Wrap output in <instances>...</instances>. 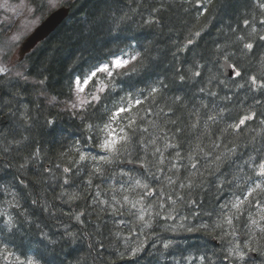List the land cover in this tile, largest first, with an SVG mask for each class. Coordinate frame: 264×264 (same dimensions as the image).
Segmentation results:
<instances>
[{
  "label": "trees",
  "instance_id": "trees-1",
  "mask_svg": "<svg viewBox=\"0 0 264 264\" xmlns=\"http://www.w3.org/2000/svg\"><path fill=\"white\" fill-rule=\"evenodd\" d=\"M27 1L41 19L54 6ZM57 1L69 16L0 73V264H243L241 237L264 264V0ZM126 53L68 108L76 77ZM109 120L127 141L80 156Z\"/></svg>",
  "mask_w": 264,
  "mask_h": 264
},
{
  "label": "rangeland",
  "instance_id": "rangeland-1",
  "mask_svg": "<svg viewBox=\"0 0 264 264\" xmlns=\"http://www.w3.org/2000/svg\"><path fill=\"white\" fill-rule=\"evenodd\" d=\"M57 0H52L53 5H58ZM32 9L28 4L27 0H0V18L3 21H6L8 24L7 29L10 34V44L17 43L14 48L12 57L8 63H0V72H6L11 63H14L18 59L17 48L21 39L27 35L36 25L39 23L40 17L38 15H33ZM116 61L121 62V66L117 67ZM125 61L127 63H125ZM131 62L130 58H117L113 61L112 65H103L99 68L104 73L111 74L115 70L123 69L129 65ZM89 79L85 81H77L74 89V96L68 106L72 110L78 109L83 103L87 100L88 95L86 94L87 83ZM123 139V133L117 127L110 128L109 133L107 134L104 144L103 151L106 154L103 155V158L107 157L109 154L114 151L119 142ZM106 145H110L106 147Z\"/></svg>",
  "mask_w": 264,
  "mask_h": 264
},
{
  "label": "water",
  "instance_id": "water-1",
  "mask_svg": "<svg viewBox=\"0 0 264 264\" xmlns=\"http://www.w3.org/2000/svg\"><path fill=\"white\" fill-rule=\"evenodd\" d=\"M70 8L62 6L53 11L45 20L38 25L34 31L27 36L19 47V53L23 57L26 53L30 52L40 41L44 40L51 32H53L69 15ZM226 76H233L235 70L230 63L225 62Z\"/></svg>",
  "mask_w": 264,
  "mask_h": 264
},
{
  "label": "snow or ice",
  "instance_id": "snow-or-ice-1",
  "mask_svg": "<svg viewBox=\"0 0 264 264\" xmlns=\"http://www.w3.org/2000/svg\"><path fill=\"white\" fill-rule=\"evenodd\" d=\"M261 39H264V37H261ZM246 47H248L249 49H251L252 48V45L249 44ZM125 63H127V62L125 61ZM116 65H117V67H120L121 66V62L120 61H116ZM236 74L237 75H240V73H238V72ZM93 75H95V73H93ZM252 79H253V82H254L255 81V77H253ZM119 111L120 112H124V109L121 108ZM240 123L243 124L244 123V120H241ZM108 146H110V145H106V147H108ZM262 171H264V166H262ZM29 264H31V262H29Z\"/></svg>",
  "mask_w": 264,
  "mask_h": 264
},
{
  "label": "bare ground",
  "instance_id": "bare-ground-1",
  "mask_svg": "<svg viewBox=\"0 0 264 264\" xmlns=\"http://www.w3.org/2000/svg\"><path fill=\"white\" fill-rule=\"evenodd\" d=\"M37 10H38V8H37ZM131 165H133V166H136L134 163H132ZM132 168H134V167H132ZM190 172H191V169H190ZM202 173V172H201ZM190 175V174H189ZM207 178V177H206ZM84 179V178H83ZM194 180V179H193ZM202 180V179H201ZM209 181V180H208ZM87 189V188H86ZM59 193V192H58ZM119 197V196H118ZM97 198V197H96ZM131 198V197H130ZM77 202V201H76ZM98 202V201H97ZM101 205V204H100ZM159 206V205H158ZM84 208V207H83ZM225 209V208H224ZM75 212V211H74ZM222 212V211H221ZM101 213V212H100ZM113 213V212H112ZM203 214H204V212H203ZM202 214V215H203ZM93 216V215H92ZM205 216V215H204ZM210 216V215H209ZM110 217V216H109ZM205 218V217H204ZM198 219V218H197ZM200 219V218H199ZM211 219V218H210ZM183 220H185V219H183ZM215 220V219H214ZM36 221V220H35ZM71 221V220H70ZM41 222V221H40ZM206 222V221H205ZM160 223V222H159ZM107 224V223H106ZM160 225H161V223H160ZM193 225V224H192ZM61 226V225H60ZM64 226V225H63ZM75 226V225H74ZM97 226V225H96ZM55 227H56V225H55ZM71 227V226H70ZM104 227V226H103ZM187 228V227H186ZM32 229V228H31ZM60 229H62V228H60ZM185 230V229H184ZM65 231V230H64ZM57 232V231H56ZM74 232V231H73ZM72 232V233H73ZM61 233V232H60ZM69 233V232H68ZM71 233V232H70ZM62 234V233H61ZM79 234V233H78ZM102 234V233H101ZM219 234V233H218ZM54 235V234H53ZM212 235V234H211ZM61 236V235H60ZM63 237V236H62ZM67 238V237H66ZM242 238V237H241ZM59 243V242H58ZM48 245V244H47ZM261 246V245H260ZM2 264V263H1Z\"/></svg>",
  "mask_w": 264,
  "mask_h": 264
}]
</instances>
